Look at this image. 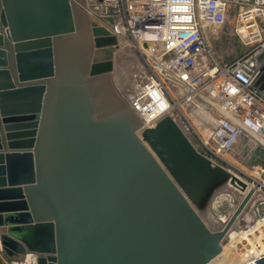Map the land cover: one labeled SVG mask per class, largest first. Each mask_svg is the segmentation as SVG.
Returning <instances> with one entry per match:
<instances>
[{
	"label": "water",
	"instance_id": "water-1",
	"mask_svg": "<svg viewBox=\"0 0 264 264\" xmlns=\"http://www.w3.org/2000/svg\"><path fill=\"white\" fill-rule=\"evenodd\" d=\"M112 20V19H111ZM119 38L86 0H0V243L37 264H209L199 209L238 176L167 115L143 122L112 79ZM141 132V133H140ZM264 264V256L255 263Z\"/></svg>",
	"mask_w": 264,
	"mask_h": 264
},
{
	"label": "built area",
	"instance_id": "built-area-1",
	"mask_svg": "<svg viewBox=\"0 0 264 264\" xmlns=\"http://www.w3.org/2000/svg\"><path fill=\"white\" fill-rule=\"evenodd\" d=\"M98 6L106 27L127 34L142 58L144 80L126 97L142 129L170 115L216 163L232 162L243 135L264 145V0H98ZM231 16L247 49L224 62L206 27L224 26ZM243 172L254 188L249 201L259 193L256 201L264 206V168ZM255 206L238 236L257 232L264 243V214ZM263 256L264 250L258 259ZM20 263L37 264V256L27 254Z\"/></svg>",
	"mask_w": 264,
	"mask_h": 264
},
{
	"label": "rangeland",
	"instance_id": "rangeland-1",
	"mask_svg": "<svg viewBox=\"0 0 264 264\" xmlns=\"http://www.w3.org/2000/svg\"><path fill=\"white\" fill-rule=\"evenodd\" d=\"M86 11L90 20L106 27L101 17L98 0H86ZM235 25L236 19L231 16L224 26L213 27L208 25L206 27V34L215 54L224 62L234 60L247 49L242 38L235 31ZM118 38L119 42L113 55L112 79L122 96L126 99L127 95L136 92L141 86L144 80V69L141 66L142 58L133 47L131 38L127 34L119 35ZM177 124L189 137L193 145L201 153L207 155L205 149L198 143L197 138L186 132L184 124L180 121ZM231 161V163L218 162L217 164L245 182L246 189L243 190L240 185L231 184L229 180L225 187H219L217 191L213 192L211 201L206 204L207 206L199 209L202 218L212 231H219L225 227L252 188L245 180L248 177L243 171L252 173L258 167L264 168V145L250 135H243L233 147V158ZM258 195L259 193H256L253 199L245 206L222 241V251L218 256L225 255L224 257H228L230 260V264H236L239 260L247 263L253 257L259 256L264 250V243L257 242V232L250 236L246 232H242L241 234L244 237L238 236L240 231L245 230V226H247L248 220L246 218L254 203H256L255 207L259 208L258 213L264 214V206L259 204V201H256ZM239 238L242 240L239 241ZM0 252L4 255L7 264H21V260L22 262L25 260V255L20 258L8 256L2 246H0ZM212 262L209 264H213Z\"/></svg>",
	"mask_w": 264,
	"mask_h": 264
},
{
	"label": "bare ground",
	"instance_id": "bare-ground-1",
	"mask_svg": "<svg viewBox=\"0 0 264 264\" xmlns=\"http://www.w3.org/2000/svg\"><path fill=\"white\" fill-rule=\"evenodd\" d=\"M141 133V132H140ZM216 163V162H215ZM229 183V179L225 182V183H223L222 185H220L219 187H221L222 188V186L223 187H225V185H227ZM218 187V188H219ZM252 189V188H251ZM251 189H250V191H251ZM218 189H216V191H217ZM249 191V192H250ZM248 192V193H249ZM247 193V194H248ZM246 194V195H247ZM246 197V196H245ZM211 201V198H209V201H208V203ZM207 206V205H206ZM245 208V207H244ZM244 210V209H243ZM233 226V225H232ZM232 226H231V228H232ZM230 228V229H231ZM230 231V230H229ZM229 231H228V233H229ZM225 255H220V256H217L216 258H214L212 261V263L213 264H230V260L228 259V257H224ZM259 258V256H256V257H253L249 262H243V261H241V260H239V261H237V263L236 264H250V263H255V261L257 260ZM224 259H228V260H224Z\"/></svg>",
	"mask_w": 264,
	"mask_h": 264
},
{
	"label": "crops",
	"instance_id": "crops-1",
	"mask_svg": "<svg viewBox=\"0 0 264 264\" xmlns=\"http://www.w3.org/2000/svg\"><path fill=\"white\" fill-rule=\"evenodd\" d=\"M0 246H1V243H0ZM21 256H24V255H20L19 257H15V258H20ZM0 264H7V262L5 260V257H4V255L1 252H0Z\"/></svg>",
	"mask_w": 264,
	"mask_h": 264
}]
</instances>
